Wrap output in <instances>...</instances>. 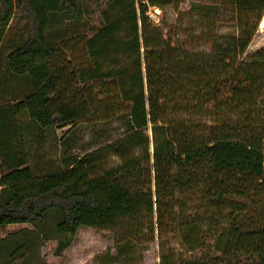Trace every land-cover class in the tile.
I'll list each match as a JSON object with an SVG mask.
<instances>
[{
    "label": "trees",
    "instance_id": "trees-1",
    "mask_svg": "<svg viewBox=\"0 0 264 264\" xmlns=\"http://www.w3.org/2000/svg\"><path fill=\"white\" fill-rule=\"evenodd\" d=\"M210 1L208 6L231 9L245 20L239 37L201 31L203 46L194 53L172 45L149 20V7H161L162 0H132L101 30L83 20L80 0H0V49L16 14L28 23L27 37L7 60L11 73L28 77L31 86V94L12 106L0 100V264H41L44 240L55 239V256L61 257L82 229L114 232L124 252L134 241L124 239L123 225L135 238H155L173 211L183 213L175 224L181 246L197 254L191 264H264V228L244 225L248 202L264 182V134L248 128L261 125L256 111L264 99V47L244 58L262 22L264 0ZM123 25L125 64L114 56ZM79 36H90L86 46L94 66L66 89L52 63L65 42ZM103 83L119 92L123 118L128 111L125 138L113 144L120 158L131 148L150 146L149 138L142 140L150 126L170 138L155 143L153 159L147 153L102 180L91 179L94 154L36 180L30 165L34 143L93 117L85 95ZM186 189L191 196L176 197ZM228 211L242 223L233 222L228 232L215 230L218 239L205 242V222L218 217L221 223ZM9 226L31 229L3 238ZM170 262L182 264L175 256L160 264Z\"/></svg>",
    "mask_w": 264,
    "mask_h": 264
},
{
    "label": "rangeland",
    "instance_id": "rangeland-1",
    "mask_svg": "<svg viewBox=\"0 0 264 264\" xmlns=\"http://www.w3.org/2000/svg\"><path fill=\"white\" fill-rule=\"evenodd\" d=\"M80 1L83 4V20L101 30L105 27L106 21L112 22L120 18L122 10L132 0ZM210 3V0H162L161 7H149L147 16L155 26L164 31L168 39L172 40V45L197 53L203 46V42L198 39L201 31L216 33L223 38L239 37L241 22L245 20L235 16L231 9L210 7L208 6ZM136 7L139 8V4H136ZM248 23L250 21L246 20L243 24ZM27 34V21L16 14L0 49V100H2V104L6 103L5 105L8 106L16 104L20 99L24 100L31 94L29 78H16L11 73L7 60L8 54L27 37ZM127 34L125 25L121 26L117 34L120 48L114 55L118 57L121 64L127 63L129 58L123 53L122 45ZM89 39L90 36H79L67 40L62 47L61 58L52 63L53 70L66 89L75 88L79 75L89 71L94 66L86 46ZM262 47H264V30L259 26V30L244 58ZM102 64L106 68L105 59H103ZM101 86L104 90L103 94L99 90ZM101 86L96 87V90L94 88L89 95H85L88 104L91 105L88 112L93 116L91 117L93 119L87 118L74 127L56 130L42 145L41 143H34L31 149L34 158L30 165L36 180L58 175L64 171L65 164H72L81 160L85 155L91 154L95 156L91 167V179L102 180L107 178L108 173L118 169L122 164L144 158L147 153H150L153 159L155 143L163 144L170 138L165 131L160 129L153 131L150 126L142 135L143 142L145 138H149L150 146L131 148L125 153L124 158H120L113 144L125 138L128 111L124 110L126 114L123 118V110H118L116 105L120 99L119 92L108 83H103ZM89 99H94L95 104H92ZM256 116L261 125H249L250 134H264V99L258 103ZM27 122V118H21L22 124ZM135 182L136 180H130L131 186L136 188ZM151 189L155 191L154 185ZM188 191L186 189L182 195H176V197L191 196ZM252 196L256 200L251 198L248 202L249 211L244 215V217L246 216L244 225L248 230L254 228L255 224L263 229L264 182L258 187L256 194ZM179 214L183 213L173 211L165 223L163 232L156 233L155 238L149 237L145 233L141 238L138 236L135 238L132 228L123 225L121 232L128 236H123L124 239L130 238L134 241L133 246L124 252H120L122 242L120 238L122 237L118 238L114 232L109 231L80 230L71 248L65 251L61 257L55 256L58 242L55 239L44 240L39 252L41 264H160L163 258L171 259L172 256H175L179 263L191 264L190 262L196 259L197 254L189 252L181 246L179 231L175 225L177 220L182 218L178 217ZM223 214L221 223H217L218 217H216L217 219L214 218L211 224L205 222L203 229L205 242L210 243V237L213 240L218 239V233L215 230L228 232L229 227L233 226V222L234 226L236 221L242 223L240 219L233 218L230 211ZM130 225L134 226L133 223ZM210 225L216 228L212 232ZM24 229L30 230L31 228L29 226H9L4 230L2 237L6 238ZM22 262L18 260L17 264ZM207 263L210 264L209 259H207ZM29 264L38 263L31 261Z\"/></svg>",
    "mask_w": 264,
    "mask_h": 264
},
{
    "label": "bare ground",
    "instance_id": "bare-ground-1",
    "mask_svg": "<svg viewBox=\"0 0 264 264\" xmlns=\"http://www.w3.org/2000/svg\"><path fill=\"white\" fill-rule=\"evenodd\" d=\"M260 27L264 30V18H263V20H262V22L260 24Z\"/></svg>",
    "mask_w": 264,
    "mask_h": 264
}]
</instances>
